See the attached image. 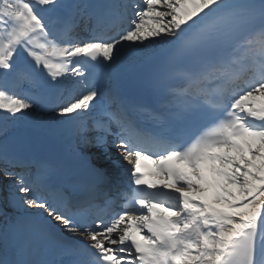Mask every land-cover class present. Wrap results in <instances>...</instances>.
<instances>
[{
	"label": "snow or ice",
	"instance_id": "snow-or-ice-1",
	"mask_svg": "<svg viewBox=\"0 0 264 264\" xmlns=\"http://www.w3.org/2000/svg\"><path fill=\"white\" fill-rule=\"evenodd\" d=\"M0 184V264H264V0H0Z\"/></svg>",
	"mask_w": 264,
	"mask_h": 264
},
{
	"label": "bare ground",
	"instance_id": "bare-ground-1",
	"mask_svg": "<svg viewBox=\"0 0 264 264\" xmlns=\"http://www.w3.org/2000/svg\"><path fill=\"white\" fill-rule=\"evenodd\" d=\"M5 195H6V194H4V196L2 197V201L4 200Z\"/></svg>",
	"mask_w": 264,
	"mask_h": 264
}]
</instances>
